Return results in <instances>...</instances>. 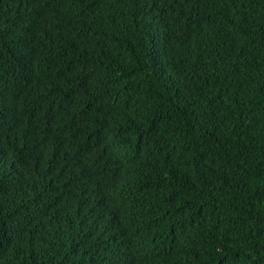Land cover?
<instances>
[{
	"label": "trees",
	"instance_id": "trees-1",
	"mask_svg": "<svg viewBox=\"0 0 264 264\" xmlns=\"http://www.w3.org/2000/svg\"><path fill=\"white\" fill-rule=\"evenodd\" d=\"M0 264H264V0H0Z\"/></svg>",
	"mask_w": 264,
	"mask_h": 264
}]
</instances>
